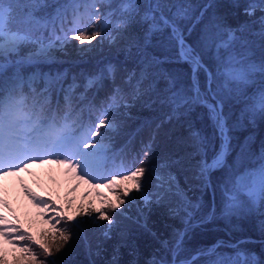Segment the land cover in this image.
Segmentation results:
<instances>
[{"label":"snow or ice","instance_id":"obj_1","mask_svg":"<svg viewBox=\"0 0 264 264\" xmlns=\"http://www.w3.org/2000/svg\"><path fill=\"white\" fill-rule=\"evenodd\" d=\"M98 0H64L56 5V14L51 20H38L34 18L32 9L50 7L45 0H0V178L14 176L22 170H27L29 164L55 163L63 166L65 171L70 172L79 180L92 183L93 188L99 184L93 181H103V187L112 193L108 198L104 193L97 191L100 197V207H93L89 201L86 205L77 207L74 214H68L67 210L49 200L32 192L22 182L24 194L36 205L49 207L53 213H58L52 219L50 231H41L39 238L34 237L26 229L19 218L15 215L8 200L0 196V240L10 245L14 253L11 264H57L56 260H39L31 245L35 244L44 253L45 257H52L72 238V233L63 224L82 225L85 221L80 218H91L93 225L104 228L105 225H97V221H106L107 230L104 232L109 237L116 218L110 214H123V208L134 197L133 192L140 194V200L145 208L153 202L165 205L172 216H180L185 225H189L194 218L195 211L199 208L198 203H193L187 198L183 190L179 188L172 167L184 166L191 173V179L203 186H208L213 172L224 169V176L218 184L225 214L240 211L245 206L250 209H264V147L258 156L259 164L255 167L229 165L230 143L227 122L223 113V104L217 99L221 90L219 80L224 79V86L230 83L245 81L247 69L243 67V59H237L236 45L242 48L249 46L252 41L240 35L244 33L249 24L236 28L225 26L220 17H214L202 30L196 46L187 45L179 33L177 23L186 18L191 5L187 0H172L170 3L163 0H149L143 14L139 0H108L110 10L97 13L87 10L86 14L80 11L82 4L96 3ZM233 8H240V0H233ZM69 8L72 10V18L67 19ZM243 15L255 18L252 24L259 25V32L253 33L260 37L264 46V0H245ZM259 12V16H257ZM140 15L143 22H149L144 34L147 43L153 33H163L164 29H170L172 37L178 40V48L175 53L177 61H185L192 65L193 81L188 89L177 88L175 77L159 68L165 60L153 57L151 61L140 59L138 71L130 72L124 84L131 90L133 97L151 96L156 93L162 104H166L173 115L190 111L196 105L207 109L209 119L214 128L219 132L221 144L219 150L213 149L209 155L207 140L199 131L189 129V136L184 143L191 151L185 156L173 159L169 155L160 158L156 165L145 168L143 166H108L110 146L103 141L107 136V130H115L117 123L114 119L115 112L120 107H126L127 96L123 94L120 86H114L109 95H106L99 104L88 99L87 93L95 88L97 91L104 88V81L111 79L115 83V66L109 64L98 73L89 75L84 84V91L79 94L74 104V94L78 87L75 83L65 91L64 106L61 108L57 101V110L52 111L49 99V89L45 87L37 92L32 87L38 79L33 74L27 79L21 74L19 65L31 62L39 57H47L50 50L57 45L63 48L72 41H78L81 51L90 50L92 42L98 37H107L109 43H114L117 35H123L129 24ZM60 20L57 30L55 21ZM53 25L52 34L45 37L36 35L32 25L46 28ZM69 27L65 28L64 24ZM111 26V30L110 29ZM90 28L96 30L89 31ZM57 32L59 34H57ZM30 45L32 51L27 57H21L13 61L11 58L19 55L21 46ZM89 46L84 48L83 46ZM129 55L132 48H136L135 55H143L139 40H131L128 45ZM216 51L215 73L208 71L201 63L200 53L204 50ZM15 67L16 71L9 77L7 69ZM203 69L207 73V87L202 91L199 82L198 71ZM264 70V69H262ZM57 80L59 77L56 78ZM163 79L165 87L157 91L159 81ZM46 84L53 81L45 77ZM213 85L216 87L214 88ZM30 91L26 92L25 89ZM87 101V102H85ZM79 105V110L77 106ZM259 109L264 114V90L254 98L253 109ZM62 112V114H58ZM88 114L85 120L84 114ZM98 121V123H96ZM104 129V131H101ZM151 145H147L144 156L151 157ZM136 163L135 158L133 164ZM145 161L139 160L143 165ZM149 179L155 181V192L145 190V173ZM143 214V209H140ZM7 213V214H6ZM46 216V212L40 213ZM180 239L176 240L172 247L169 241H162V247L172 253L171 261L155 256L146 264H177V255L183 238V233H176ZM209 254L215 253V248L208 249ZM8 249H0V264H9L7 259ZM179 264H192L191 261H180ZM209 264H259L255 257L237 253L236 257H227L217 254V259L209 261Z\"/></svg>","mask_w":264,"mask_h":264},{"label":"trees","instance_id":"obj_2","mask_svg":"<svg viewBox=\"0 0 264 264\" xmlns=\"http://www.w3.org/2000/svg\"><path fill=\"white\" fill-rule=\"evenodd\" d=\"M63 2L64 0H50L45 3L50 7L33 9L34 18L51 20L56 14V5ZM140 2L141 0H139ZM163 2L170 3L172 0H163ZM99 3L106 5L105 12L110 10L108 0H98L96 3L82 4L80 11L85 14L87 10L96 11L95 6ZM187 3L191 5V11L186 18L178 21L177 27L180 35L189 45L196 46L202 30L214 17H220L225 26L233 28L244 25L246 22L249 24L248 29L240 35L253 43L243 48L237 44L235 48L237 59L242 58L244 61L243 67L247 69L246 80L230 83L225 88L223 87L224 79L221 78L219 80L221 90L217 99L223 104V113L227 122L230 143L227 157L228 164L238 165L241 169L258 166L259 160L257 158L262 147H264V114L258 108L252 109L254 98L259 96L261 90H264V70H262L264 69V46H262L260 37L253 35V33L259 32V25L251 23L255 18L243 15L242 9L245 0H240V8L232 7L233 0H187ZM112 6H115V0H113ZM145 8L146 5L143 9L141 6V14H143ZM258 14L257 12V16H259ZM71 18L72 10L69 8L67 19L70 21ZM149 23L150 21H141L140 15H137L130 23V27L133 26L136 31V37L141 38L139 41L143 45V55L137 57L135 55L136 48H132V55H129L127 47H122L124 50H119L118 54L116 53L117 56H120V59L127 56L132 58V64H129L128 68L123 71L115 68L114 85L121 88L127 87L124 80L130 72L139 70L140 59L151 61L153 57H156L165 60V57H167L165 62L159 65V68L175 77L178 89L190 88L193 81L192 65L175 59L178 48L177 39L172 37L170 29H164L163 33H153L151 39L145 43L144 34ZM65 24L69 27L68 23ZM55 27L57 30L59 29L60 20L55 21ZM52 29L53 25L51 23L46 28H41L36 24L32 25V30L36 35L42 33L44 36H50ZM57 34L59 33L57 32ZM26 52H21L20 49L19 55L11 59L13 61L18 60L26 56ZM66 53L69 52L66 50ZM216 55L215 49L211 51L204 50L200 53L201 63L208 71L213 73L216 70ZM71 62L77 63V61ZM48 63L43 61L40 63L35 61L26 62L19 65V70L26 77L36 74L38 79L35 82L48 87L51 92H53V88L58 86V101L62 108L64 106V90L75 83L78 85L74 94L73 102L75 104L79 94L84 91L83 86L88 77L81 72V69L87 70V68L92 67V64L79 63L76 66H78L80 72H72L70 70L71 66L67 63L52 62V65ZM107 65L109 63L105 61L103 68L99 70L89 69L88 71H91V74H94L95 71L98 73ZM8 70H10L12 76L16 68L14 66L9 67ZM45 77L51 78L53 82L46 84ZM57 77H59L58 80ZM197 78L203 91L207 87V73L200 69ZM110 80H105L104 88L99 91L95 88L90 90L87 93L88 99L92 100L95 96L93 102L99 104L105 98L106 92H111L114 87ZM164 87L165 82L161 79L157 85V91ZM213 87L216 86L213 85ZM105 88L107 89L106 92L104 91ZM128 92L130 93L131 90L128 89ZM133 98H135V103L130 106L132 110L127 115L130 118L133 117V120L116 130L117 135H119L118 141L114 142L116 133L112 137L111 132L104 139L109 144L110 149L116 152L117 156L121 155L125 161L129 160L126 165L123 163L124 166L133 164L134 158L137 160L138 151L149 142V137H147L149 135L155 136V139L150 141L153 149L158 146L168 148L169 140L172 139L176 144L175 147L160 154L165 156L164 154L170 155L173 153V159L179 158L176 155L177 152L178 154L183 153L182 156H185L186 153L191 151V148L184 143L185 138L189 136L190 128L199 131L201 136L206 138L209 155L212 154L213 149H219L221 138L219 132L214 128L213 122L209 119L205 107L196 105L190 111L173 115L171 109L160 102L155 92L150 97ZM77 110H79V105ZM135 111H140V115H136L137 112ZM86 117H88L87 113L84 114V118ZM116 154L112 157L114 158ZM175 172L179 175L183 172V167L176 169ZM224 173V169L213 172L209 181L210 188L203 186L202 197H199L198 202L199 208L195 211L194 218L191 220V229L187 234H183L177 255V264L184 260L191 261L192 264H209V261L217 259V254L236 257L237 253L255 257L259 264H264V209L258 207L250 209L245 206L240 211L225 214L221 192L218 187ZM139 203L138 197H134L128 203L129 208L131 207V213L128 212L129 209L124 207L126 215H119V217L124 218L127 225L131 221L129 228H122L115 224L109 232L108 238L104 236V232L107 230L106 221H97V225H105L104 228H101L93 225L90 220L81 218L85 223L81 225L80 234H78V230H75V232L74 229H68L74 237L68 241L60 252L52 256V260H56L57 264H146L148 260L152 259L149 257L154 247L159 246L166 237H169L168 227L172 218L166 215L165 205L159 206V204L153 202L145 208L143 204L141 207L138 206ZM137 209H143L144 219L138 214ZM173 217L176 218V216ZM210 248H215L214 254L208 253ZM40 255H44L41 249ZM10 257L13 258V255ZM162 257L171 261L172 253L164 248V251L156 258L160 259ZM143 258L145 260H142Z\"/></svg>","mask_w":264,"mask_h":264},{"label":"rangeland","instance_id":"obj_3","mask_svg":"<svg viewBox=\"0 0 264 264\" xmlns=\"http://www.w3.org/2000/svg\"><path fill=\"white\" fill-rule=\"evenodd\" d=\"M49 1L50 0H45V3ZM148 3L149 0H141L140 6H142L143 9V7L145 5L147 6ZM104 8L106 9V5H104L103 3H99L97 4V6H95L96 9L95 12H97L98 14L101 12H105ZM67 27H68L67 24H65V28ZM92 30H96V29L95 28L89 29V31ZM109 30H111V26ZM136 36H137L136 31L133 29V26L130 27L129 24L128 28L126 29V31H124L123 35H117V39L114 43H109L107 37L103 38L102 42L98 43L97 41L101 40V38L98 37L96 40L92 42V46L90 47V50L81 51V45L79 44V42L72 41L70 44L64 45L63 48L57 45L56 47L50 50L47 57H39L33 61H36L37 63H40L42 61L49 62L48 64H51L52 62H59V64L61 62L64 64L67 63L71 66L70 70L72 72L75 71L80 72L78 66H76L79 65V63H87V64L91 63L92 64L91 68H87V70H83V68L81 69V72L86 76L91 75V71H88L89 69L99 70L100 68H103L105 61L115 66V68L122 69L121 71H123L126 70V68H128L129 64H132L131 63L132 58L127 56L120 59V56L119 55L117 56V54L119 50L120 51L124 50L122 47H127L129 41L136 39L141 40V38ZM83 47L89 48V46L87 45ZM177 47H178V40H177ZM66 50L69 53H66ZM31 51H32V47L30 45L21 46V52H26L25 53L26 56L24 57H27ZM71 61H77V63H73ZM94 73L97 72L95 71ZM110 82L112 83V85H114L112 80H110ZM128 89H129L128 87L122 88L123 94L127 96V100H126L127 106L126 107L122 106L115 112L114 119L118 125L117 128L114 131L111 129L107 130V134L111 132L112 137L115 135L117 129L121 128L124 124L131 122V120H133V117L130 118V116L128 117L127 115H129L130 114L129 111L132 110L130 109V106L135 103L134 102L135 98L129 95L130 93L128 92ZM106 90L107 89L105 88L104 91L106 92ZM110 93L111 92L107 91L106 95H109ZM135 114L139 116L140 111H138ZM96 123H98V121H96ZM101 131H104V129H101ZM117 134L118 133H116L115 135L114 142L118 141L119 135ZM147 137H149L148 138L149 142H147L146 145L141 147L140 151H138L139 155L136 160V163L132 164L131 166L133 167L143 166L145 168H148L150 166L154 167L156 163L160 160V158L163 157V155L160 153L162 152L164 153L165 151L173 149V147H175L176 145L171 139L169 140V144L167 146L168 148L158 146L156 149H153L151 147V152L149 153L151 157V161L149 162L148 157L144 156V151L147 145H151L150 141L154 140L155 136L149 135ZM219 144H221V142ZM172 154H170L169 156L172 157L173 156ZM176 155L179 156L180 158L183 157L182 155L184 154L183 153L178 154L177 152ZM141 159L145 161L143 165L139 164V160ZM181 167H183V172L179 173V175L176 174L175 170L180 169ZM171 171L176 178V182L178 183L179 188L183 190L187 198L191 200L193 203H198L199 197H202L201 191L203 190V185L191 179V173L187 170V164H185L184 166L176 165L171 169ZM21 182L24 185H27V187L32 192L36 193L38 196H41L46 200H49L52 204L59 206L61 210L66 209L68 214H74L77 207L81 205H86L89 201L92 202L93 207H100L101 198L96 195L97 191L104 193L105 196L108 198L112 197V193H110L108 189L103 187L102 180L93 181V183L99 184L98 188H93L92 183H86L83 180L77 179L70 172L65 171L63 166L57 165L55 163L29 164L27 170H22L14 176H7L0 178V196L8 200L11 208L15 212V215L19 218L20 223H22L23 226L26 229H28L34 237L37 238H39V234L41 231H50L51 223L53 222L52 219L50 218L54 217L55 215H58V213H53L50 207L48 209H44L43 206L36 205L31 199H29L24 194V189L22 187ZM145 184H146V188H145L146 191L155 192L156 190L154 187L155 181L149 179V174L147 172L145 173ZM204 187L210 188L209 185ZM132 197H138V199L140 200V194L137 192H133ZM142 204L143 202L140 200L138 206L141 207ZM159 206H163V205L159 204ZM124 207L125 209H129L128 212L131 213L130 211L131 207L129 208L128 204H126ZM125 209L123 208L122 210L124 215H126ZM165 209H166V215H169L172 218V220L168 227L169 237H166L164 241L165 240L169 241L170 242L169 246L171 247V245H174L176 240L180 239V237L177 236L176 233L187 234L191 229L190 225L192 221L190 222L189 225H185V223L183 222L180 216H176V218H174L172 215L169 214L168 208L166 207ZM0 211H4V210L0 208ZM42 211L46 212V216H42L40 214ZM137 211L139 212L138 214H140L141 217L144 219V215L141 214L140 210L137 209ZM113 216L117 217L116 218L117 226L122 228H126V227L129 228V225H131V221L130 224L128 222L129 225H127L125 223L124 218L119 217L118 214L113 213ZM81 218H85L91 221V218L87 216ZM59 226L66 227L67 229L70 230L74 229L73 231L78 230V234H80L82 228L81 225H75V224L69 225V224L61 223ZM145 229L149 230L146 227ZM72 237L74 236L72 235ZM31 247L32 250L35 248V250L33 251L36 253L39 260L42 261L52 260V257H47L46 259L44 255H40V249L35 244H32ZM4 248L8 249L7 257L9 259L8 261L11 262L13 258H11L10 256L14 255L11 246L4 244L3 241L0 240V249H4ZM163 251H164V247H162L160 243L159 246L157 245V247H154V250L149 258H153V256H155L156 258ZM142 260H145V258H143Z\"/></svg>","mask_w":264,"mask_h":264},{"label":"water","instance_id":"obj_4","mask_svg":"<svg viewBox=\"0 0 264 264\" xmlns=\"http://www.w3.org/2000/svg\"><path fill=\"white\" fill-rule=\"evenodd\" d=\"M187 44V43H186ZM187 45H189V44H187Z\"/></svg>","mask_w":264,"mask_h":264}]
</instances>
